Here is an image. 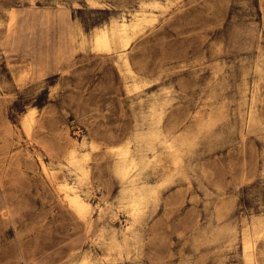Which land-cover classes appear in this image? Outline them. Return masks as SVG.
Returning <instances> with one entry per match:
<instances>
[{
  "label": "rangeland",
  "instance_id": "1",
  "mask_svg": "<svg viewBox=\"0 0 264 264\" xmlns=\"http://www.w3.org/2000/svg\"><path fill=\"white\" fill-rule=\"evenodd\" d=\"M0 264H264V0H0Z\"/></svg>",
  "mask_w": 264,
  "mask_h": 264
},
{
  "label": "bare ground",
  "instance_id": "2",
  "mask_svg": "<svg viewBox=\"0 0 264 264\" xmlns=\"http://www.w3.org/2000/svg\"><path fill=\"white\" fill-rule=\"evenodd\" d=\"M145 15H142V17H139L138 14H135L132 19H126L123 16L118 21H116V19H113L110 21L109 24L102 25L100 28L98 27L99 29L95 32L94 37H93V43H94L95 48H97V49H109L111 47L116 46V43H121L122 46H126L130 36L132 35L131 33L136 29L137 25L139 24L140 19H144ZM144 20H146V19H144ZM140 24H141V22H140ZM29 115H31V114H29ZM77 145H79V144H77ZM91 146L93 148V144ZM171 148H174V147H171ZM171 150H170V152H171ZM68 153H69V156L67 158H68L69 163H72V165L75 166V168L78 169L81 174L84 175V172L87 173L86 172L87 170L82 165V161H81V163L78 162V160H80V159H78L76 154H75V147L72 148V150H70ZM131 153L132 152L130 150L129 145H127V143L123 146H120V147L118 146L116 149V154L119 156L120 161H121L120 165H119V172L123 175L128 174L130 171H132L133 169H135L137 167L138 161L135 160V158H134V156H136V155L133 156V154H131ZM171 153L173 154L174 152H171ZM172 154H170V155H172ZM85 155H86V153H85ZM81 157H83V156H81ZM179 158L180 157H178L177 159H179ZM171 159H172V156H171ZM172 161H174V159H172ZM42 164H43V167L46 169V164H44V162H42ZM176 164H178V162ZM78 170H76V171H78ZM80 178H82V175ZM74 185H76V184H74ZM74 185L72 183H70L69 181H65L61 185V189L63 190V196L65 197L67 203L70 206H72L76 211H78L80 213L85 212L90 207V202L80 191L75 189ZM143 199H144V197L142 194L135 193V194L130 196L127 204L129 205V211L131 214H136L137 210L143 204Z\"/></svg>",
  "mask_w": 264,
  "mask_h": 264
}]
</instances>
